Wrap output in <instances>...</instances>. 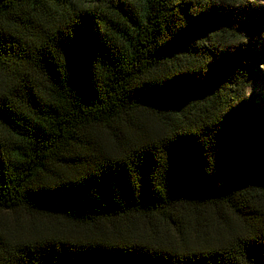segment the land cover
Returning a JSON list of instances; mask_svg holds the SVG:
<instances>
[{
    "label": "trees",
    "instance_id": "obj_1",
    "mask_svg": "<svg viewBox=\"0 0 264 264\" xmlns=\"http://www.w3.org/2000/svg\"><path fill=\"white\" fill-rule=\"evenodd\" d=\"M263 9L0 0V264H264Z\"/></svg>",
    "mask_w": 264,
    "mask_h": 264
},
{
    "label": "rangeland",
    "instance_id": "obj_2",
    "mask_svg": "<svg viewBox=\"0 0 264 264\" xmlns=\"http://www.w3.org/2000/svg\"><path fill=\"white\" fill-rule=\"evenodd\" d=\"M254 3L259 6L260 8H264V0H254ZM264 10V9H263ZM259 70L261 72V79H258L257 81H255L251 87L249 89H247L246 91V97H250L254 100H259L260 104L262 106H264V66H260L259 67ZM18 220L22 221V224H25L27 226V228L29 226H31V222L28 221V220H25V219H22V217L18 218ZM31 221H33V223L37 224V223H40L38 219L34 218L32 219ZM30 224V225H29ZM58 225H61V224H58ZM62 227V225H61ZM166 232H171L170 234L173 235L174 234V231L173 230H166ZM168 233V234H169Z\"/></svg>",
    "mask_w": 264,
    "mask_h": 264
}]
</instances>
